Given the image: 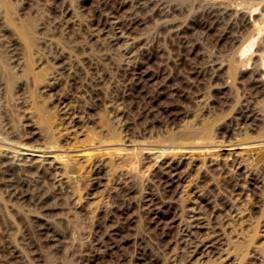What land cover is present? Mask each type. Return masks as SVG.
<instances>
[{
    "label": "rangeland",
    "instance_id": "rangeland-1",
    "mask_svg": "<svg viewBox=\"0 0 264 264\" xmlns=\"http://www.w3.org/2000/svg\"><path fill=\"white\" fill-rule=\"evenodd\" d=\"M250 1L0 0V264H264Z\"/></svg>",
    "mask_w": 264,
    "mask_h": 264
},
{
    "label": "bare ground",
    "instance_id": "bare-ground-1",
    "mask_svg": "<svg viewBox=\"0 0 264 264\" xmlns=\"http://www.w3.org/2000/svg\"><path fill=\"white\" fill-rule=\"evenodd\" d=\"M241 1V0H240ZM260 5H262L263 6V9H264V0H251L250 2H249V10H250V16H252V14H254V12L256 13L257 12V10H258V7L260 6ZM262 14V13H261ZM249 16V17H250ZM252 24V29H251V32L248 34V36L239 44V46H238V48L236 49L237 50V52L239 53V55L241 56V57H243V55H245L247 52H250V51H252L251 49L254 47V45H255V39H256V37H258L259 35L260 36H262L261 38H260V40H258L259 41V43L258 44H256L257 45V48H258V51L257 52H259V53H257L258 55H257V57H258V60L256 61L258 64H254V63H252V65L254 66L252 69H251V71L249 72L250 74H251V77H252V79H251V83H252V85H250V86H252V89H253V94H255V95H257V94H259L258 92V90H260V86H259V84H260V82L258 81V78H257V76H258V71L260 70V68H262V72H263V82H264V14H262L261 15V18L259 19V20H252V22H251ZM236 52V54H238ZM253 55V54H252ZM241 57H239V58H241ZM253 57V56H252ZM249 58H247V60H248ZM247 62V61H246ZM250 64V59L248 60V62H247V64L246 65H249ZM238 65V64H237ZM240 65V64H239ZM235 66V65H234ZM224 67V66H223ZM229 67V66H228ZM236 67V66H235ZM242 67H243V65H242ZM248 67V66H247ZM246 66H245V68H247ZM215 68L217 69V73H218V76L219 77H217V80H220V77H221V75H222V68L219 66V65H215ZM229 69V68H228ZM249 69V68H248ZM224 70V69H223ZM239 70V69H238ZM240 70H242L241 69V67H240ZM204 71V70H203ZM229 71V75L231 76V77H233V76H235V74L237 75L238 73H237V70H235V68L234 67H231L230 66V69L228 70ZM227 71V72H228ZM240 73V72H239ZM224 75V74H223ZM227 75H228V73H227ZM228 75V77L231 79V77ZM260 75V74H259ZM261 76H259V78H260ZM262 77H261V79H262ZM39 78V80L41 79V77H37V79ZM250 79V78H249ZM146 80V79H145ZM260 80V79H259ZM250 83V82H249ZM250 83V84H251ZM264 84V83H263ZM222 85V84H221ZM246 85V84H245ZM248 88V87H247ZM222 92V91H221ZM261 96V95H260ZM242 97V96H241ZM255 97V96H254ZM244 98H245V96H244ZM227 100V99H226ZM228 101V100H227ZM229 101H231V100H229ZM249 101V102H248ZM247 101V104L244 106V108L242 109V112H240L241 114V117H240V122H242V123H240V125L241 124H244V125H248V127H246V128H244V126H243V128L244 129H246L247 131H250L249 130V128H251V130L255 127V128H260V130H261V135L263 136L264 135V114L262 115V113H264V107H263V105H261L262 107H263V111L260 113L261 114V118L259 117V114H258V112L256 113L252 108H251V102H250V100H248ZM257 101V100H256ZM259 101V100H258ZM245 102V101H244ZM260 102V101H259ZM217 103H219V102H217ZM225 103V102H224ZM253 103H256L255 101L253 102ZM258 103V102H257ZM240 104V103H239ZM240 106V105H239ZM242 106V105H241ZM254 107V106H253ZM220 108V107H219ZM242 108V107H241ZM222 109H223V107H222ZM261 111V110H260ZM235 114H237V112L235 113ZM239 115V114H238ZM205 118V117H204ZM43 120V119H42ZM48 120V119H47ZM237 120V119H236ZM49 121V120H48ZM45 121L43 120V123H44ZM203 123V122H202ZM46 124V123H45ZM103 124V123H102ZM239 126V125H238ZM109 127V126H108ZM49 128V127H48ZM189 129H192L191 128V126H190V128ZM201 130L198 132L197 130H191V131H188L187 132V135H186V137L187 138H193V139H195V138H198L199 139V141L200 140H209L210 138H211V130H210V125L209 124H207V123H204L203 124V126L200 128ZM242 130V129H241ZM254 130V129H253ZM243 131V130H242ZM257 132H258V130H257ZM113 135H114V138H115V134L113 133ZM113 135H111L112 136V138H113ZM262 136H260L261 138H262ZM120 137V136H119ZM259 137V138H260ZM261 138L259 139V140H261ZM244 139V138H243ZM264 139V138H263ZM262 139V140H263ZM258 140V139H257ZM253 141V140H252ZM255 141V140H254ZM198 142V141H197ZM250 143H251V140H250ZM215 145H216V143H215ZM214 146V145H213ZM262 147H264V145L262 146ZM246 151V150H245ZM215 155V154H214ZM260 156H262V154H260ZM60 157L58 156V158H57V160H59L60 161ZM56 160V159H55ZM262 160H263V158H262ZM257 163H255V165H256ZM253 166V165H252ZM68 173H69V171H68ZM70 173H72L73 174V170L70 172ZM249 175H251V174H249ZM103 176V175H102ZM235 182V181H234ZM237 182V181H236ZM231 185V184H230ZM228 189V188H227ZM38 202V201H37Z\"/></svg>",
    "mask_w": 264,
    "mask_h": 264
}]
</instances>
